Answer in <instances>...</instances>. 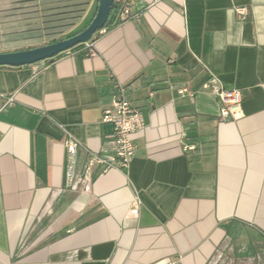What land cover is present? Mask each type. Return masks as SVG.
<instances>
[{"label":"crops","instance_id":"0c3cea01","mask_svg":"<svg viewBox=\"0 0 264 264\" xmlns=\"http://www.w3.org/2000/svg\"><path fill=\"white\" fill-rule=\"evenodd\" d=\"M98 4L0 0V52L61 36L32 29L60 9H83L64 34L86 28ZM132 11L95 54L0 66V94L15 96L0 113V264H264V0H136ZM27 31L38 34L4 40ZM209 78L241 91V118L220 117ZM119 83L144 122L135 155L125 170L94 166L89 190L68 188L69 134L80 168L89 151L113 153L102 117Z\"/></svg>","mask_w":264,"mask_h":264},{"label":"built area","instance_id":"2783aa9c","mask_svg":"<svg viewBox=\"0 0 264 264\" xmlns=\"http://www.w3.org/2000/svg\"><path fill=\"white\" fill-rule=\"evenodd\" d=\"M136 0H114L113 14L109 23L98 29L93 36L86 42L64 51L61 54H72L77 51H83L86 54H95V43L104 34L112 28L137 16L132 11V6ZM245 10L240 9L243 13ZM204 89H210L221 101L220 117L222 119L237 120L244 115L242 93L237 88L227 89L219 85L212 78L207 79L202 86ZM192 93L188 88L181 89V93ZM15 103L14 95L0 94V113ZM102 121L112 125V145L113 153L110 155H101L96 151H89L88 157L82 168L79 167V150L82 146L74 136L68 135L66 140V171L65 185L71 188L77 183H82L86 190L91 188L92 168L96 165L104 166L105 170L110 168L128 169L132 158L135 155L136 144L133 141V134L144 128V122L141 119L140 110L134 102L128 98V88L125 84H117L111 105L104 110ZM194 148V146H186ZM141 199L136 196L133 202L132 212L139 213ZM179 264V263H178Z\"/></svg>","mask_w":264,"mask_h":264},{"label":"water","instance_id":"95a60500","mask_svg":"<svg viewBox=\"0 0 264 264\" xmlns=\"http://www.w3.org/2000/svg\"><path fill=\"white\" fill-rule=\"evenodd\" d=\"M114 0H99L98 9L89 25L66 39L43 45L0 52V66H23L52 59L78 44L88 41L108 22Z\"/></svg>","mask_w":264,"mask_h":264},{"label":"trees","instance_id":"16d2710c","mask_svg":"<svg viewBox=\"0 0 264 264\" xmlns=\"http://www.w3.org/2000/svg\"><path fill=\"white\" fill-rule=\"evenodd\" d=\"M75 9L76 8L60 9L57 12H53V13L50 12L47 14H43L40 16V22L37 23V21H36V23H34V28H32V29H34V30L39 29L42 36L47 35L48 37H52V36H55L57 34H61V36H59L57 38H53L48 43L60 41V40L66 39L70 36H73V35L79 33L80 31H82L84 29L83 28L81 30L75 31V32L70 33V34H64L63 33L67 28L75 25L76 20L79 19L81 11L83 10V9H78V10H75ZM113 10H114V6H112L110 19L112 17ZM109 21H108V23H109ZM89 23L87 24V26L89 25ZM60 55H58V56H60ZM58 56H56V57H58Z\"/></svg>","mask_w":264,"mask_h":264},{"label":"rangeland","instance_id":"374dc122","mask_svg":"<svg viewBox=\"0 0 264 264\" xmlns=\"http://www.w3.org/2000/svg\"><path fill=\"white\" fill-rule=\"evenodd\" d=\"M32 7L31 6H28V5H26L25 7H24V16H26L25 17V21H24V28H27V27H30L32 24H31V20H29L30 19V17L29 16H31L32 15ZM33 23H36V19L34 20V22ZM31 24V25H30ZM36 34H38V33H36V32H31V31H27V32H25V33H23V34H21V33H18V34H14V35H10V36H6V37H4L5 39V41L6 42H14V41H22V40H24V41H29V40H31L32 39V35H36ZM22 35H23V37H22ZM34 37V36H33ZM35 38V37H34ZM16 43V42H15Z\"/></svg>","mask_w":264,"mask_h":264}]
</instances>
